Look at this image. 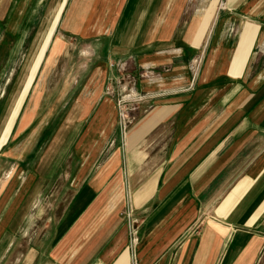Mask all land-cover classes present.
Wrapping results in <instances>:
<instances>
[{
  "label": "crops",
  "instance_id": "1",
  "mask_svg": "<svg viewBox=\"0 0 264 264\" xmlns=\"http://www.w3.org/2000/svg\"><path fill=\"white\" fill-rule=\"evenodd\" d=\"M62 3L52 53L72 34L105 70L66 124L67 184L0 172V264H264V0ZM118 65L144 73L122 139Z\"/></svg>",
  "mask_w": 264,
  "mask_h": 264
},
{
  "label": "rangeland",
  "instance_id": "2",
  "mask_svg": "<svg viewBox=\"0 0 264 264\" xmlns=\"http://www.w3.org/2000/svg\"><path fill=\"white\" fill-rule=\"evenodd\" d=\"M63 5L62 0H0V172L6 178L12 171H35L51 191L67 184L64 172L75 169V131L66 124L75 120L74 109L90 100L94 75L105 70L72 34L62 32L63 45L52 53L63 24ZM55 53L60 54L53 60ZM201 56L200 50L192 60ZM110 70L115 77L108 79L103 92L112 96L122 139L127 130H122L118 116L124 113L127 126L133 119L129 116L143 100L139 81L144 73L128 65ZM34 101L33 122L20 132L24 112Z\"/></svg>",
  "mask_w": 264,
  "mask_h": 264
},
{
  "label": "built area",
  "instance_id": "3",
  "mask_svg": "<svg viewBox=\"0 0 264 264\" xmlns=\"http://www.w3.org/2000/svg\"><path fill=\"white\" fill-rule=\"evenodd\" d=\"M200 63H201V58H198V59L191 60L189 65H188V72L190 73V79H191L190 85H192L193 80L195 79V77L197 75ZM142 98H144V97H142ZM122 114H124V113L119 114L118 118L120 117V121H121L120 126H121L122 130L125 131L127 129V127H126L127 123H126L124 115H122ZM128 217L129 216H127V218ZM128 224L130 225L129 221H128Z\"/></svg>",
  "mask_w": 264,
  "mask_h": 264
}]
</instances>
